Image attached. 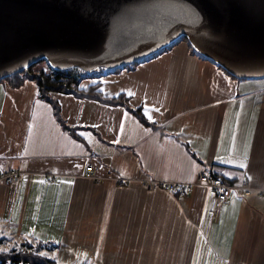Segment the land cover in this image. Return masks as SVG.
Masks as SVG:
<instances>
[{"label": "crops", "instance_id": "crops-1", "mask_svg": "<svg viewBox=\"0 0 264 264\" xmlns=\"http://www.w3.org/2000/svg\"><path fill=\"white\" fill-rule=\"evenodd\" d=\"M191 50L178 41L81 81L127 97L146 125L123 106L52 93L76 137L35 83L0 82V169L22 172L0 184V239L40 243L57 264H264V78L232 79ZM87 163L127 182L83 179ZM203 168L251 191L211 213L206 187L177 197L141 184L192 182Z\"/></svg>", "mask_w": 264, "mask_h": 264}, {"label": "water", "instance_id": "water-1", "mask_svg": "<svg viewBox=\"0 0 264 264\" xmlns=\"http://www.w3.org/2000/svg\"><path fill=\"white\" fill-rule=\"evenodd\" d=\"M184 39L232 78H264V0H0V81L42 61L114 71Z\"/></svg>", "mask_w": 264, "mask_h": 264}, {"label": "trees", "instance_id": "trees-1", "mask_svg": "<svg viewBox=\"0 0 264 264\" xmlns=\"http://www.w3.org/2000/svg\"><path fill=\"white\" fill-rule=\"evenodd\" d=\"M186 41V39H184ZM188 43V42H187ZM188 47L189 43H188ZM191 49V48H190ZM195 52V51H193ZM196 53V52H195ZM157 55V54H156ZM48 71L41 70L35 72L32 66L29 71H22L16 75H12L4 79L3 81L10 84L12 88H19L23 85L24 81H31L36 85V95L41 101L47 102L53 108L54 118L57 119L61 127L69 134L76 137L72 128H68L63 119H61V109L55 101L52 93H63L73 95L76 98L90 99L92 101H98L104 105H116L125 107L128 112L133 116H136L139 120L144 122V125L148 124V121L142 116L141 109H131L128 104L127 97L120 95L117 97H106L97 91L98 84L87 87L82 90L79 89L80 83L83 79L91 76V73H85L78 68H72L66 70H53L47 66ZM101 70V69H100ZM104 70V69H102ZM220 70V68H219ZM222 70V69H221ZM223 71V70H222ZM224 72V71H223ZM226 73V72H225ZM227 74V73H226ZM229 75V74H228ZM231 78L232 76L229 75ZM232 79H235L234 77ZM238 80V79H235ZM1 82V81H0ZM2 83V82H1ZM5 239H0V244L4 243ZM22 250L13 249L10 252L0 251V264H57L55 260L46 258L41 255V251L44 249V245L40 243H30L25 241L20 245Z\"/></svg>", "mask_w": 264, "mask_h": 264}, {"label": "built area", "instance_id": "built-area-1", "mask_svg": "<svg viewBox=\"0 0 264 264\" xmlns=\"http://www.w3.org/2000/svg\"><path fill=\"white\" fill-rule=\"evenodd\" d=\"M84 175L83 179L94 182L95 184L108 181L117 183L120 188L124 186L127 182L123 177L115 175L112 172L103 175L101 169L98 165H94L93 163H87L84 167ZM22 172H18L17 170H9L7 172L0 169V184L5 185L7 188L14 186L15 182L20 179ZM141 184L146 192H152L155 190L164 191L172 196L182 197L186 196L187 190L192 187H206L209 190L213 191V196L211 199V207L210 211H216L221 206L226 205L227 200L232 195L233 191L236 190H244L251 191V188L248 185L235 186L228 181H224L222 178L217 176L209 175L208 171L204 168L201 169L195 175V180L192 182H177V181H159L156 179H141ZM261 195L264 197V189L260 190Z\"/></svg>", "mask_w": 264, "mask_h": 264}, {"label": "rangeland", "instance_id": "rangeland-1", "mask_svg": "<svg viewBox=\"0 0 264 264\" xmlns=\"http://www.w3.org/2000/svg\"><path fill=\"white\" fill-rule=\"evenodd\" d=\"M184 41L181 40V42H184ZM32 69H34L35 72H38V71L41 72V70L48 71L47 64L44 61H42L41 63L34 64L32 66ZM104 73H107V72H104ZM89 79H91V78H89ZM93 79H94V77L91 80H93ZM85 80H88V79H84L83 81H85ZM5 236H7V235H5ZM7 238L8 239L5 240V242L3 244L2 243L0 244V251L10 252L13 249L22 250L21 249L22 247L20 246L22 242L18 241L17 239L13 240V238H10L9 236H7Z\"/></svg>", "mask_w": 264, "mask_h": 264}, {"label": "snow or ice", "instance_id": "snow-or-ice-1", "mask_svg": "<svg viewBox=\"0 0 264 264\" xmlns=\"http://www.w3.org/2000/svg\"><path fill=\"white\" fill-rule=\"evenodd\" d=\"M149 119H151V117L149 116ZM78 167H79V165H78ZM241 167H243V165H241ZM41 255H43V253H41Z\"/></svg>", "mask_w": 264, "mask_h": 264}]
</instances>
